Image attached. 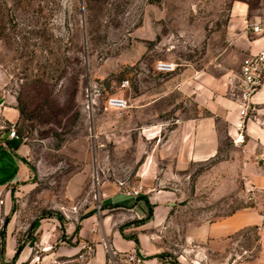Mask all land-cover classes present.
I'll return each mask as SVG.
<instances>
[{"label": "rangeland", "instance_id": "1", "mask_svg": "<svg viewBox=\"0 0 264 264\" xmlns=\"http://www.w3.org/2000/svg\"><path fill=\"white\" fill-rule=\"evenodd\" d=\"M237 3L264 10V0H0V146L27 170L0 189V230L17 249L41 253L46 230L53 242L72 244L68 232L78 230L86 208L103 209L104 190L137 184L138 167L156 145L142 128L164 123L169 130L206 115L191 96L204 80L192 81L189 72L216 79L239 72L247 40L229 26ZM159 62L176 69L160 73ZM112 96L129 109L108 108ZM9 108L20 113L14 122ZM240 162L222 138L217 159L178 181L176 220L154 228L159 253L110 252L107 264L183 257L186 264H264V200L247 192ZM254 207L260 223L224 238L190 239L202 224Z\"/></svg>", "mask_w": 264, "mask_h": 264}, {"label": "crops", "instance_id": "2", "mask_svg": "<svg viewBox=\"0 0 264 264\" xmlns=\"http://www.w3.org/2000/svg\"><path fill=\"white\" fill-rule=\"evenodd\" d=\"M229 26L247 40L244 59L264 48V10L254 13L247 3H237ZM257 26L261 27L259 33L253 32ZM189 73L192 81L194 78L204 80L197 91L191 89V96L195 97L198 108L204 110L206 115L175 121L169 130H166L169 125L164 123L140 130L142 137L156 144L136 172L138 181L133 189L141 187V195L128 196L118 187L104 190L100 200L103 209L99 214L93 206L86 208L78 230L68 232L72 235L69 238L72 244L53 242L54 236L46 230L41 236L40 245L48 248H42L41 253L36 254L34 248L27 245L14 264H107L110 252L122 256L138 254L141 258L159 253L160 246L156 239L160 235L154 228L176 220L174 212L178 206V181L182 176H188L195 166L217 159L224 137L233 143V148L239 153V174L247 192L257 200H264V87L253 98L257 112L242 118L241 101L234 97V81L239 72L233 71L221 79L207 78L204 72L197 73V76ZM195 84L192 86L196 87ZM5 115L8 121L14 122L20 113L9 108ZM242 121L243 128H240ZM12 152L13 149L10 151L0 146V189L23 180L27 175L26 167L18 165ZM146 200L153 207L150 221H145L149 214ZM4 204L7 207V200H4ZM1 210L0 204V222ZM262 219V214L255 207L240 209L218 219L211 227L202 224L190 239L228 237L260 223ZM17 245L16 239L8 231L4 260L0 257V264L12 262ZM88 249L92 250V255L81 259V255L88 254ZM188 261L183 257L180 263L186 264Z\"/></svg>", "mask_w": 264, "mask_h": 264}, {"label": "built area", "instance_id": "3", "mask_svg": "<svg viewBox=\"0 0 264 264\" xmlns=\"http://www.w3.org/2000/svg\"><path fill=\"white\" fill-rule=\"evenodd\" d=\"M261 27L257 26L253 28V32L259 33ZM176 66L172 63L159 62L156 66V70L160 73H171L174 72ZM237 83L234 88V97L241 101V111L240 114L242 118L249 117V113L253 114L257 112L253 98L254 96L264 87V48L255 55H250L246 57L241 64L239 76L237 78ZM129 85V81L124 82V86ZM107 107L115 110H127L129 108L128 102L124 99L112 96L107 99ZM244 121L240 124V128H243ZM15 137V130L13 131L12 138ZM239 139L236 140L238 142ZM124 193L128 196L139 197L141 195V187L137 190L125 189ZM98 212H100L101 207L98 204ZM92 250L88 249V254L86 256L81 255L80 258H87L92 255ZM134 258L131 257V260Z\"/></svg>", "mask_w": 264, "mask_h": 264}, {"label": "trees", "instance_id": "4", "mask_svg": "<svg viewBox=\"0 0 264 264\" xmlns=\"http://www.w3.org/2000/svg\"><path fill=\"white\" fill-rule=\"evenodd\" d=\"M25 163L27 164V162H25ZM31 169L33 172H35V170L33 168H31ZM146 202H147V200H146ZM148 205H149V214H148V217L145 219V221H150L153 217V207L149 203H148ZM5 242H6V232L3 230H0V257L2 260H4ZM21 252H22V247L19 246L17 251H16L14 260L18 259ZM177 264H180V263H177Z\"/></svg>", "mask_w": 264, "mask_h": 264}]
</instances>
